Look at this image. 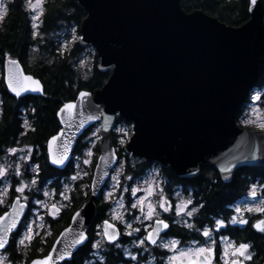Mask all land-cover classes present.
Here are the masks:
<instances>
[{"label": "water", "instance_id": "1", "mask_svg": "<svg viewBox=\"0 0 264 264\" xmlns=\"http://www.w3.org/2000/svg\"><path fill=\"white\" fill-rule=\"evenodd\" d=\"M73 1L86 12L79 24L83 38L79 46H92L98 69L111 73L102 87L80 90L90 93L88 97L81 99L79 91L67 102L76 106L72 112L58 114L63 106L57 111L60 129L46 143L48 158L49 141L57 156L68 146L71 163L79 139L93 125L101 124L100 151L90 183L96 184L95 195L90 191L89 198L75 210L82 214L80 222L70 219L66 227L72 232L61 238L58 249L71 245L82 230L90 238L97 199L117 166L110 153L117 149L113 134L120 119L133 129L131 141L123 147L125 155L159 163L181 178L195 177L202 166L210 165L229 182L240 167L264 166V133L238 124L240 111L264 75V0H258L259 9L249 12V19L240 26L202 9L187 11L181 0ZM10 60L17 61L18 67ZM16 72L32 76L42 88L21 96L44 95L42 80L29 73L19 58L4 64L6 88L7 78ZM100 113L103 116L98 120L87 119ZM81 120L83 128L78 127ZM54 136L58 139L52 140ZM253 152L256 159H244ZM69 161L58 167L49 159V164L65 170ZM225 168L231 171L224 172ZM21 202L26 204L20 217L23 222L29 204ZM6 211L9 217L4 227L12 219L11 207ZM105 220L121 233L119 225ZM85 244L70 249L73 256Z\"/></svg>", "mask_w": 264, "mask_h": 264}, {"label": "trees", "instance_id": "2", "mask_svg": "<svg viewBox=\"0 0 264 264\" xmlns=\"http://www.w3.org/2000/svg\"><path fill=\"white\" fill-rule=\"evenodd\" d=\"M181 2L187 11L202 9L230 25L240 26L249 19V0H181ZM85 15L84 9L77 6L72 0H53L49 4L48 12L42 17V24L39 28L40 35L34 39L31 35L30 13L25 11L24 0H11L9 2V11L3 21L0 22V149L12 146L17 141H21L23 144H38L45 148L48 139L60 129L57 111L65 103L74 100L80 90L93 91L102 87L108 80L111 71H100L97 67V57H95V63L90 70L80 69L79 66H76L77 57L82 51L79 44L76 43L71 50L62 51L53 38L63 24L69 22L80 24ZM12 58H19L29 73L42 80L44 95L17 97L8 92L2 73L5 62ZM258 88L262 89L264 96V75L261 77ZM245 107L246 105L239 113L238 122ZM24 117L31 121L30 126L35 131H31L25 126ZM120 121L123 120L120 119L118 122ZM240 126L242 125L240 124ZM90 131L91 128L79 139L74 156L81 152L84 145L82 139ZM22 132L26 135L22 136ZM114 143L116 144L115 138ZM99 147L98 145L96 148L93 167L100 151ZM119 155L122 158L121 152ZM41 161L43 170L37 177L41 183L52 180L53 186L59 188L60 179L73 172L74 157L65 170L52 167L46 160V153H43ZM147 165L149 163L142 160L135 168L128 164L127 170L134 174H141ZM161 171L169 175V179H172L171 185H175V181L178 180L185 186L195 187L202 201L206 202V207L214 210L215 215L222 212L228 213L229 210L225 208L238 197L240 190H246L257 180H264V166L240 167L230 182H224L218 170L210 165L202 166L200 173L191 178L181 179L169 168L162 166ZM91 178L92 174L86 177L84 181H75L72 189H77V191L68 192V195L74 197L73 201L70 204L67 202L68 207L62 210L57 220L48 219L52 224L54 233L47 237L46 244H41L40 238L37 237L33 240L25 256L22 250H17L16 245L10 242L7 253L12 264H20V262L27 264L30 259L43 256L50 250L53 240L69 224L74 211L89 198V188H83L81 185L90 186ZM13 192L12 189L11 197H13ZM84 192H88V195H83ZM97 206L96 220L89 230V241L91 242L94 240V226L108 216L107 209L111 207V203L107 202L103 195H100L97 199ZM7 208L8 206L0 207V214ZM257 243L259 247H263L262 238ZM40 248H43L44 251H38ZM93 252L94 248L87 242L67 264H87ZM105 258L106 264H119L121 249L115 248L112 244H107ZM60 264H65V262Z\"/></svg>", "mask_w": 264, "mask_h": 264}, {"label": "snow or ice", "instance_id": "3", "mask_svg": "<svg viewBox=\"0 0 264 264\" xmlns=\"http://www.w3.org/2000/svg\"><path fill=\"white\" fill-rule=\"evenodd\" d=\"M25 3V11L30 13L29 19L31 22L32 28V37L35 39L40 35L39 28L42 20V17L45 14V0H24ZM249 12H252L254 9H259L258 0H249ZM9 11L8 3L4 2V0H0V22L3 21L5 16ZM81 41L83 38H80ZM73 42H75V37ZM67 51V48H65ZM13 66L18 67V62L15 60L9 61ZM7 88L9 91L13 92L17 97L21 96L22 93L27 91L33 92H41L42 88L40 82L35 80L32 76H25L23 73L16 72L12 74L9 78H7ZM90 93L85 91H80L79 96L81 99L88 97ZM254 101H260L264 99V96L260 94L252 97ZM75 105L71 103L64 104L63 107L59 110L58 114H63L65 111L72 112L75 109ZM119 115V114H117ZM103 116V113H100L99 116H88L87 119L89 121L98 120ZM63 122V121H62ZM244 125L253 124L257 127L262 133H264V120H252L250 118H245L241 121ZM25 126L29 128L31 131H35L34 128H31L28 125V122L25 121ZM78 127H84V121L81 120ZM120 133L119 145H125L129 143L132 139L130 135V130H126L124 128L117 129ZM99 130L94 131L92 133L93 136L98 135ZM21 135H26V133H21ZM60 135H63V130H61ZM58 137H52V140H57ZM51 144L52 141H49V159L53 165L58 167L65 166V162L69 161V148L65 146L64 152L57 156L52 154L51 152ZM7 155H15L18 151L23 152L24 149L17 148H9L6 149ZM119 149L113 150L110 153L111 158L116 160L117 165L122 170L127 163V159L125 158L124 163H121L119 158ZM88 157L93 155L91 149L88 150ZM31 157V149H28V155L21 157V160L24 161V164L27 167H32L33 171L38 174L39 165H28L27 162ZM100 159H104L102 156ZM245 160L248 159H256V154L253 152L249 156L244 157ZM84 164H91V159H85ZM70 163V161H69ZM9 166L0 165V178L5 177L8 174ZM22 165L17 164L14 168V174L17 177L22 176L24 173L21 171ZM27 167H25V172L27 171ZM79 167V165H77ZM99 167V165H97ZM135 167V164L132 165ZM234 167V165H233ZM224 172H229L231 169L225 168ZM84 175L87 176L88 173L84 172ZM104 175H108L107 172ZM118 176L124 175L123 171H120ZM71 181L75 182L77 180H82L83 177L80 176L79 172L76 175H73L69 178ZM125 180H132L131 176H124ZM115 183L111 185V190L107 192H101V195L104 196L106 200L111 201L112 197L117 191L123 193H129L132 197H136V200L129 201L130 208L132 210H136L140 212L143 219L139 217H134L138 223L143 224V220L152 221L148 228H145L141 231L140 227L133 228L131 223L125 222V228L131 229V231H126L124 235L133 236L134 233H140V235L135 237V246L143 251H148V246H155L156 248L165 249V254L161 256L159 264H246L248 261H252L254 253L250 251L252 245L249 243L241 242L236 243L235 241L228 240L222 234V229L228 228L229 225H247L249 220L245 218L244 213H257L261 217H264V198H259L260 196H264V182L260 184H253L249 191L248 196L251 198L259 199V204L249 207H235L234 215L230 218H217L214 221H211L209 225H204L202 221L197 219L198 214L202 209L205 208V204L201 203L199 200L194 201V197L190 194L187 199H182L178 203H174L173 200L169 199L168 196L164 194V188L161 185L153 182L147 188H140L139 186L133 187L132 185H122L117 177H113ZM32 186L37 184V180L33 178L30 181ZM28 184H25L23 180L17 182V186L14 189L12 195L14 199L8 201V206L11 207L12 212L11 221L7 224V227H4V222L6 218L9 217V212L5 211L3 215H0V264H12L7 255L8 246H9V234H13V238L11 243L16 245L17 250H22L24 255H27V250L32 245L33 240L37 237L40 238L41 244L47 243V237L52 236V232L50 230L44 232L41 235L40 231H37V228H43V223L36 225V221L33 220L31 223L22 222L20 220L21 215H23V209L26 206L25 203L21 201L27 202L29 200L28 195L25 194V190L28 188ZM83 188H89L93 195H95L96 184L93 183L91 186L89 185H81ZM259 189V195H258ZM37 191L40 189L37 188ZM77 191V189H70L67 186L65 187V192ZM65 192H60L59 195L64 200H67L69 204L73 201L74 197L71 195H66ZM19 195H16V194ZM140 193H144V195H138ZM8 195V186H5L3 191H0V205H4L6 202L3 197ZM45 196L52 195V193L45 191ZM83 195L87 196L88 192H84ZM153 196H158V200L156 204L151 202ZM123 199V197H121ZM37 203H42L41 201H37ZM145 204H147V211H145ZM123 206V205H121ZM68 205L61 203L59 206L57 204H52L50 209L47 211V215L51 216L52 220H57L60 217V213L62 210L66 209ZM159 209V211H157ZM169 213L174 214L177 217L181 218L183 227L188 229L190 232H195L198 236L203 237V240L193 239L189 241H184L182 239L175 238V234H172L171 238L164 239V237L169 236L171 233L172 223L175 221H171V215L164 216L163 214ZM81 212L75 211L72 215L71 219L73 222L79 223L81 218ZM187 217L188 219H185ZM41 221H43V217H39ZM114 219H122L121 216H115ZM171 221V223H170ZM200 224L197 227V224ZM20 225L18 228L17 226ZM36 225V227H34ZM251 227L260 233H264V218H257L251 224ZM22 229V230H21ZM72 232L70 227H65L62 232L59 233V236L55 238L54 243L50 246V250L46 252L43 256L30 259L28 264H57L58 261H64L67 264L68 261L73 259V252L70 249L76 248L78 245H83L85 242H89L92 248L99 249L101 247L102 241H89L88 236L85 231L78 232L74 237L71 245H68L64 249H58L57 245L61 242V238L66 237ZM96 235H100L106 240L109 244H115L116 247H120L116 241L119 239L121 233L117 230L115 224L110 223L109 220L103 221V231L96 233ZM216 236L220 237V242H217ZM19 237V239H16ZM185 244L187 246H185ZM38 251L43 252L44 249L40 248ZM126 254L130 257L131 260L136 261L137 256L133 255L130 252ZM167 253H171V255H167ZM139 264V261H137Z\"/></svg>", "mask_w": 264, "mask_h": 264}, {"label": "rangeland", "instance_id": "4", "mask_svg": "<svg viewBox=\"0 0 264 264\" xmlns=\"http://www.w3.org/2000/svg\"><path fill=\"white\" fill-rule=\"evenodd\" d=\"M6 2V0H4ZM41 20V17H40ZM39 31V30H38ZM75 37V42H73ZM54 40L56 44H59L61 50H71L73 46L79 42L81 38V33L79 31V24L76 22H69L68 24H63L55 33ZM82 51L80 52L79 56L77 57L76 66H79L80 69H84L85 71H88L92 68V66L95 63V57L96 52L92 46L87 47H81ZM1 76V74H0ZM260 94L263 96V91L260 88H256V90L253 91L252 95L250 96V101L246 105L244 111L242 112V115L239 117V124H241L244 128L249 129H256L259 130L257 127H255L253 124L244 125L241 123L242 120H244L246 117L250 118L252 120H264V99L260 101H254L252 97L255 95ZM29 122L28 119L24 120ZM30 122L28 123V125ZM124 128L126 130H130V135H132L133 129L132 125L130 123H127L125 121H120L116 125L115 131H114V138L116 139V148L119 149V152L122 154L121 163H124L125 158L127 159V163L125 164L124 168L121 170L119 166L117 165L116 168L112 171L111 177L108 181V185L106 189L103 192H107L111 190V185L115 183V180H113V177H117L122 185H132L133 187L139 186L140 188H147L149 185H151L153 182L157 183L158 185L163 186V177L161 173V165L159 163H149L145 167V169L141 172V174H134L132 172H128L127 166L130 164L132 167L133 164L136 165L142 161L141 158H136L133 156H127L123 153V147L124 145H119V138L120 133L117 131V129ZM98 135L93 136L92 133L94 131H97ZM101 138V124H95L91 127V131L89 134L82 139L83 147L81 148V152L74 156V164H73V172L70 173L68 176H65L60 179V187H54L53 181L48 180L45 182H40L39 179L35 176H31L28 174V171L30 169H33L32 167H27V165L24 164V161L21 160V157H24L28 155V149L34 150V147H30L28 145L19 144L16 147L11 148H17V149H24L23 152L18 151L15 155H7L0 158V165L9 166L8 174L5 177L0 178L1 185H0V191H3L5 189V186H8V195L3 197L5 200L4 205H0V207L8 206V201H10L13 197H11V190L15 189L17 186V182L20 180H23L25 184H28V188L25 190V194L28 195L29 200L28 203L32 204L31 213L25 218L24 222L31 223L33 220L36 221V225H39L43 223L44 227L37 228V231L41 232V235L44 234V232L50 230L52 232V235L54 233L52 224L49 218L51 216L47 215V211L50 209L52 204H57L58 206L63 203L67 205V200H64L62 197H60V192H65V187L72 189L73 187V181H71L69 178L73 175H76L77 172H79L80 176L83 177L82 181L85 180L86 177H88L90 174H93V161L96 154V148L100 143ZM91 149L93 155L91 157H88L86 154L88 150ZM99 154V153H98ZM85 159H91V164H84ZM17 164L22 165L21 171L24 173L22 176L17 177L14 174V168ZM28 165L35 166L34 163L30 161V159L27 162ZM79 165V167H77ZM25 167H27V171L25 172ZM134 167V168H135ZM30 168V169H29ZM133 168V167H132ZM123 171L124 175L118 176L117 174ZM84 172H87L88 175L85 176ZM124 176H131L132 180H125ZM35 178L37 180V184L35 186H32L30 181ZM39 188L40 190L37 191L36 189ZM50 192L52 195L45 196L44 192ZM66 195H68V192H65ZM16 195H19L18 193ZM138 195H144V193H140ZM123 197V199H121ZM136 200V197H132L129 193H123L120 191H117L114 196L112 197V200H106L107 202L111 203V207L107 210L108 216L106 218L112 220L113 222L117 223L118 225H121L122 227V239L118 244L121 249V259L119 261V264H137V261H139V264H159V261L161 259V256H158L150 252V248L148 251H143L142 249H139L135 246V237L140 235V233H134L133 236H127L124 235L126 231H131V229L125 228V222L131 223L133 228L140 227L141 231H143L145 228H148L149 225L152 223V221L149 220H143V224L137 222L134 217H139L140 219H143L140 212L136 210H132L129 205V201ZM158 200V196H153L151 199V202L153 204H156V201ZM37 201H41L42 203H37ZM123 205V206H121ZM9 207V206H8ZM145 211H147V204H145ZM159 211V209H157ZM43 217V221L39 219V217ZM115 216H121L122 219H114ZM34 225V227H36ZM22 230V229H21ZM102 232V222L96 224L94 226V240L93 242L99 240L102 241L101 247L99 249L94 248V252L92 256L89 258L87 264H106V258H105V247L107 244H109L106 240L103 239L102 236L96 235V233ZM19 239V237H17ZM132 253L133 255L137 256V260L133 261L130 259V257L126 254V251ZM2 252V251H1ZM8 255V253H7ZM9 257V255H8ZM10 260V258H9ZM20 264H26V262H20Z\"/></svg>", "mask_w": 264, "mask_h": 264}, {"label": "flooded vegetation", "instance_id": "5", "mask_svg": "<svg viewBox=\"0 0 264 264\" xmlns=\"http://www.w3.org/2000/svg\"><path fill=\"white\" fill-rule=\"evenodd\" d=\"M10 1L11 0H6V3H8V6H9ZM52 1L53 0H45V5H44L45 14L48 12L49 4ZM42 17H41V20H42ZM41 24H40V26H41ZM39 31H40V29H39ZM24 120H26L25 117L23 118V122H24ZM29 122H31V121H29ZM29 125H31V123ZM21 143L23 144V142L17 141L12 146L1 148L0 149V158L2 156L3 157L5 156V154H6L5 150L6 149H9L11 147H16L17 145H19ZM24 145L34 147V150H32V153H31L30 161L32 163H34V165H39L40 168H39L38 174L36 172H34L33 169L29 168L30 170L28 171V174H30L31 176L38 177L42 173V170H43L42 161H41V159L43 157V153H46V160L49 163L48 153H47V149H46V143H45V148H43L42 146H40L38 144H33V143L24 144ZM161 173H162V177L164 178L163 179L164 194L166 196H168L169 199L173 200L174 203H178L182 199H187L189 197V195L191 194L194 197V201L199 200L201 203L205 204V208L201 210V212L198 214V217H197V219L199 221H202V223L204 225H209V223L211 221H214V219H217V218H225V217L230 218L232 215L235 214L234 209L237 206L249 207V206H254V205L259 204V199L254 200L253 198L248 196V191H249L250 187L252 186L251 185L246 190H240V192H239L240 194L238 195V197L235 198V200L225 208V209L229 210L228 213L222 212V213H219L218 215H215L214 210H210V208L206 207V202L202 201L201 196H199L197 194V189L195 187L185 186L182 182H180L178 180L175 181V185H171L172 179H169V175L165 174V172H163V171H161ZM262 182H264V180H262V181L257 180L254 184H260ZM0 183H1V181H0ZM258 195H259V189H258ZM259 198H264V196H260ZM29 206H30L29 213H31L32 204L29 203ZM163 215L164 216L171 215V221H175V223H172L170 235L164 237V239L167 240V239L171 238L172 234H175V238L182 239L184 241H189V240H193V239L203 240V237L198 236L197 233L190 232L188 229L184 228L180 217H177L174 214H169V213H165ZM244 216H245V218H247L249 220V223L247 225H239V224L229 225L228 228L221 230L222 234L228 240L235 241L236 243L245 242V243H249L252 245V248L250 249V251H252L254 253V256H253L252 261H248V262H246V264H264V244H263V247L261 248V247H259V244L257 243L258 240H260V238H262V240L264 242V233H260L251 227V224L254 222L255 219L264 218V217H261L257 213H244ZM185 219H188V218L185 217ZM171 221H170V223H171ZM119 226L121 227V225H119ZM199 226H200V224L198 223L197 227H199ZM216 239H217V242L219 243L220 237L216 236ZM185 246H187V245L185 244ZM148 247L150 248V252H153L155 254V256L156 255H158V256L164 255L165 251H166L165 249L156 248L155 246H151V245H149ZM104 254H105V252H104ZM167 255H171V253H167Z\"/></svg>", "mask_w": 264, "mask_h": 264}]
</instances>
